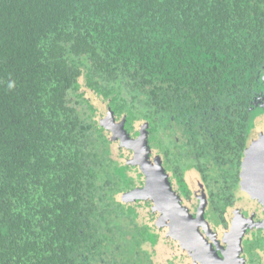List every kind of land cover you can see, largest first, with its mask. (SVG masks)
Masks as SVG:
<instances>
[{
    "label": "trees",
    "instance_id": "obj_1",
    "mask_svg": "<svg viewBox=\"0 0 264 264\" xmlns=\"http://www.w3.org/2000/svg\"><path fill=\"white\" fill-rule=\"evenodd\" d=\"M263 71L264 0H0V264L146 263L154 240L136 219L115 240L125 258L101 252L117 212L138 216L116 195L144 178L113 155L84 88L127 136L149 125L145 144L189 194L193 164L162 143L164 115L207 183L208 157L230 164L219 179L240 180Z\"/></svg>",
    "mask_w": 264,
    "mask_h": 264
},
{
    "label": "flooded vegetation",
    "instance_id": "obj_2",
    "mask_svg": "<svg viewBox=\"0 0 264 264\" xmlns=\"http://www.w3.org/2000/svg\"><path fill=\"white\" fill-rule=\"evenodd\" d=\"M262 74L261 79L264 83V75ZM253 103L263 107L261 113L264 115L263 90L258 91L257 94L253 96ZM115 123L117 122L115 121ZM145 124L146 127L137 129L142 130V134H144V144L145 141H148L147 139L151 135L147 130L149 129V125L147 123ZM258 126H264V122L261 121ZM133 131L131 130L129 133L130 137H128L130 139H135L140 135V132L136 134V132L134 133ZM131 134H134L135 136H131ZM146 145L147 144H145V146ZM147 146L152 148L151 144L149 143ZM190 148L188 150H190ZM146 149L148 162L150 164L155 163L154 161L158 156H156V154L151 151L152 149H148L147 147ZM187 153L188 163L193 164L192 167H187L184 172V180L190 189L189 194H187L184 189L179 188L175 179L170 178L171 168L170 166L164 165V157L162 160H160L162 172L166 174V179L169 184V193H173L177 199V201H175L176 204L185 210L187 214V217L185 216V220L183 219L182 221L180 218H178V216L168 213L162 207L160 210L154 209V202L152 199L147 200L143 197H139L130 200L131 202L129 204L136 206V210L138 212L137 215L140 217V214L143 215L139 224H147L150 232H152V235L150 236L153 237L154 240L153 242H143L144 256H142L146 261L145 264H264V203L258 204L260 209L257 208L251 209L250 211H244V209L240 208V211H233L232 208L235 207L241 198L238 192L241 190L242 179L240 178L239 180L237 178H232L228 180V182H225L224 179L217 178L216 182L218 184L221 183V187L219 185H215L212 180L208 181L209 183H207L206 180L203 179L202 175L200 174L201 172L197 167L199 166L198 161H201V158L197 157L194 153H191V151H188ZM186 163L187 162L184 164ZM133 168L136 170V173H138V171L141 172V170H138L135 168V166ZM190 169H193L200 174L202 180L205 183V188L207 191L206 194H208L205 199L203 198L200 200V202L197 204L196 210H194L191 207L192 205L189 203V200L193 196L194 192L185 178L187 170ZM223 173L226 175L225 172ZM223 173L220 175V177L223 176ZM263 174L264 169H262V175ZM240 177H242L241 174ZM143 178V184L134 186L133 188L131 187L132 190L135 188V190H138L137 192H139L144 187L147 189V184L145 183L147 177L144 174ZM227 184H231V186L229 187ZM235 184H239V186L236 185L235 187ZM151 206L153 211H158L159 214L153 212L151 210ZM231 212H235V217L230 222L229 214ZM148 213L150 215H148ZM138 216L136 217L137 219ZM166 217L168 220L165 221ZM157 218L161 221L160 223L158 221L155 222ZM174 223L176 226L172 227ZM242 225L251 229L248 230V228H244V234L242 233L243 235H241L239 242L240 248L237 255L235 256L237 261H235L233 255L234 253L229 246L230 243L235 239V230H238L239 228L240 231ZM229 227L234 229V233L231 235H227ZM106 237L109 236L106 235ZM106 245L107 242L105 243V246Z\"/></svg>",
    "mask_w": 264,
    "mask_h": 264
},
{
    "label": "rangeland",
    "instance_id": "obj_3",
    "mask_svg": "<svg viewBox=\"0 0 264 264\" xmlns=\"http://www.w3.org/2000/svg\"><path fill=\"white\" fill-rule=\"evenodd\" d=\"M264 75V71L263 74ZM261 85L262 87H264V83L263 81H261ZM84 97H86V99H90L91 102H93V104H98V110L96 112V121L98 122L99 126L103 125V126H108V123L110 122V120H108L107 114L105 113V103L102 102L100 99H98V97L93 94L91 91L89 90H85L84 88ZM164 118L166 119L167 123L166 126L163 128H160V132L158 133L159 135H161L163 137V144L167 147V148H171L175 151V154L179 155V156H187L188 155V149L191 147V144L188 143V137L184 132V126H179V125H175L172 124V120L170 118L169 115H164ZM264 122V115H262V113H260L259 116H257L256 120H255V128L253 129V131L251 132L248 140H247V144H246V151H245V155H244V160H243V165H242V181H241V190L238 192L240 198V201L235 205L234 208H232L233 211H240L242 209H244V211H250L251 209H257L260 207H258L259 203H264V190H262L261 185H263L261 183V178H262V169L264 166V154H263V141H264V126H258V124L260 122ZM146 122L143 120H139L134 124V133L137 129L146 127ZM111 124V122H110ZM105 128V127H104ZM106 129V128H105ZM106 133L108 134V139L110 140L112 138L113 142V155L115 157H117L119 155V153L122 154V157L120 158V162L122 163H128L131 164L130 166L137 168L138 170L140 169V165L137 161V156L136 154L130 150L129 148L121 145L120 141L118 140V137H115V135L108 129H106ZM134 134H131V136ZM135 136V135H134ZM151 137V136H150ZM262 139V140H260ZM117 141V142H116ZM156 140L152 139V152L154 154H156V159H155V163H151L154 167H159L160 170H158L162 180L166 181L167 185L169 188V184L167 182L166 179V174L162 172V166L160 165V160L163 159V156L158 148V146H155ZM146 148V146H145ZM147 150V149H146ZM206 163V164H205ZM202 165H207L209 171L207 172L209 174V177L211 178V180L215 183V185H219L221 187V183H217L216 179L218 177H220V175L225 172V173H230L231 171V166L229 163L223 161L221 163H216L213 160V157H208L207 159H205L204 162L201 163ZM186 180L188 181L187 183L189 184V186L193 189V196L191 197V199L189 200V203L192 205L191 207L196 210L197 209V204L200 202L201 199H205V197L208 195L206 194V188H205V183L202 180V177L200 176V174L193 170H187L186 172ZM100 180V181H99ZM99 180L97 181L98 183L102 181L101 178H99ZM133 188V187H132ZM132 188H128L125 189L123 192H120L116 195V199L118 201H121L125 204H129L132 199L135 198H145L147 200L152 199L154 202V209H158L160 210V207L157 206L156 200L153 197V194L150 193L149 190L145 189V187L140 190L139 192H137L138 190H135V188L132 190ZM170 189V188H169ZM144 192V193H143ZM191 208V210H192ZM258 209V211H259ZM151 210L153 211V208L151 206ZM139 211V209H138ZM140 212V211H139ZM156 212L157 214H159L158 211H153ZM118 214L116 215V219L120 222V228L119 231H117L115 234L112 233H107V235L109 237H112L114 239V241L108 240L107 241V246L100 248L101 252L103 253V257H106V259H111V258H115L117 260H121L123 258L126 257L125 253L123 252L122 249H120L117 252L113 251V248L115 246V240L118 239L119 241H123L120 243H124L125 240V233H124V228H128L129 226H133L136 227L137 221L140 222L141 217H143L142 214L141 217L138 216L137 218L133 217V220L129 217H127V214H125L124 212H117ZM161 214V213H160ZM147 215V212H146ZM148 215H150L148 213ZM235 217V212H231L229 214V221L231 222L233 220V218ZM137 221H136V220ZM168 220L167 217L165 218V221ZM161 222L160 220H158V218L155 220V222ZM175 223L172 225V227H175ZM237 228V227H236ZM244 228H248L247 226L244 227V225L241 226V230H235V234L236 236L235 239L230 243V248L233 251V255H234V259L235 261L236 258L235 256L237 255L239 248H240V238L241 235L244 234ZM251 228H248V230H250ZM233 228L231 229V227H229L227 235H231L233 234ZM119 232V233H118ZM118 233V234H117ZM120 233L122 235H120ZM243 233V234H242ZM247 235H251V234H247ZM92 264H101V259L100 256H97L95 258L92 259Z\"/></svg>",
    "mask_w": 264,
    "mask_h": 264
},
{
    "label": "water",
    "instance_id": "obj_4",
    "mask_svg": "<svg viewBox=\"0 0 264 264\" xmlns=\"http://www.w3.org/2000/svg\"><path fill=\"white\" fill-rule=\"evenodd\" d=\"M95 106H98V104H95ZM104 111L107 114L108 120H110L111 124L109 122L107 127L103 125L101 126L110 130L115 135V137H118V140L120 141L121 145L129 148L136 154L137 161L140 165L139 166L140 170L147 177V180L145 182L147 186L146 185L145 186L147 190H150V192H152L153 197L157 202V205L160 208L161 207L164 208L165 211H167L168 213L178 216V218H180L182 221L183 219L185 220L187 214L183 208H181L176 204L175 201H177V199L175 198L173 193H169L168 190L169 188L168 186L166 187L167 185L166 181L164 183L158 172L160 168L154 167L152 164L148 162L147 150L144 144V134H142L141 132L137 138L130 139L123 130L122 124L115 123L113 114L111 113L109 108L105 106ZM110 140H112V138ZM261 183L263 184L261 185L262 190H264V174L261 178Z\"/></svg>",
    "mask_w": 264,
    "mask_h": 264
}]
</instances>
